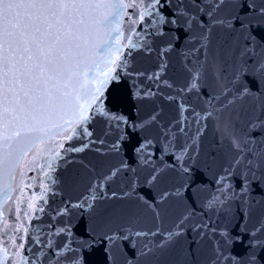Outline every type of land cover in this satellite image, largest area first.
<instances>
[{
  "label": "snow or ice",
  "instance_id": "obj_1",
  "mask_svg": "<svg viewBox=\"0 0 264 264\" xmlns=\"http://www.w3.org/2000/svg\"><path fill=\"white\" fill-rule=\"evenodd\" d=\"M0 264H264V0H0Z\"/></svg>",
  "mask_w": 264,
  "mask_h": 264
},
{
  "label": "water",
  "instance_id": "obj_2",
  "mask_svg": "<svg viewBox=\"0 0 264 264\" xmlns=\"http://www.w3.org/2000/svg\"><path fill=\"white\" fill-rule=\"evenodd\" d=\"M115 43H116V45L118 46V45L120 44V41L117 40ZM60 139H61L60 137H56L55 140L52 141V147H53V148L56 147V141H59ZM37 147H38L39 149H43V148L45 147V145L40 144V145H38ZM31 157H32V153L30 152V153H29V156H28V159H31ZM37 158L40 160L41 163H45V161H46L47 159H49V155H48V153H46V152H42L41 155H40L39 157H37ZM25 173H26V175H25V181H26V182H30V183L35 184L36 181H27V176H31V175H33V173L28 172L27 169H25ZM37 174H38V173H37ZM18 178H19V177H18Z\"/></svg>",
  "mask_w": 264,
  "mask_h": 264
}]
</instances>
